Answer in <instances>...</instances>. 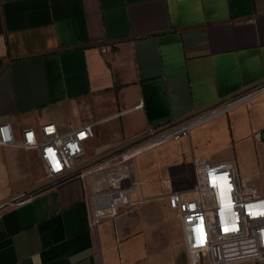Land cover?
Masks as SVG:
<instances>
[{
	"label": "crops",
	"instance_id": "1",
	"mask_svg": "<svg viewBox=\"0 0 264 264\" xmlns=\"http://www.w3.org/2000/svg\"><path fill=\"white\" fill-rule=\"evenodd\" d=\"M263 79L264 0H0V123L17 135L94 122L90 156ZM263 131L264 92L193 127L185 152L163 160L234 159L241 180L259 181ZM164 144L134 159L146 201L95 227L81 178L53 185L36 148L0 144V204L27 192L0 209V264H156V235L161 264H188L156 164ZM177 159L169 181L188 183Z\"/></svg>",
	"mask_w": 264,
	"mask_h": 264
},
{
	"label": "built area",
	"instance_id": "2",
	"mask_svg": "<svg viewBox=\"0 0 264 264\" xmlns=\"http://www.w3.org/2000/svg\"><path fill=\"white\" fill-rule=\"evenodd\" d=\"M111 46L103 44L100 50L105 52ZM263 92L264 79L182 118L148 127L90 156L86 155L84 143L94 136V122L66 131L48 122L38 129L26 127L19 135L9 122H3L0 144L36 148L53 185L81 178L87 192L88 225L95 227L103 219L114 218L121 208L146 201L137 197V155L167 140L188 136L193 127ZM256 136H264V131ZM189 168L191 179L186 188H175L169 178L164 179L167 205L183 229L188 264H264V212L255 217L250 214L261 200L257 196L264 195V191L256 189L254 181L240 179L234 159L210 161L193 157ZM220 190L221 194L222 190L230 194L225 201ZM244 236L249 237L247 242H242ZM232 242L236 244L226 245Z\"/></svg>",
	"mask_w": 264,
	"mask_h": 264
},
{
	"label": "rangeland",
	"instance_id": "3",
	"mask_svg": "<svg viewBox=\"0 0 264 264\" xmlns=\"http://www.w3.org/2000/svg\"><path fill=\"white\" fill-rule=\"evenodd\" d=\"M188 143L189 142H188V139L186 137H181L180 139H177V140H174V139L167 140L165 142V144L162 145L163 147H157L156 148V164H157V167L160 169L161 165H164V163H165L166 169H167V171L165 172L166 174L162 178H160V180H161L160 182H162L166 191H167V186L164 183V179L169 178V173H170L169 172V162L171 160L178 158L176 160V163L174 164V166H177V168L183 167L186 169L185 181H189V179H190V168H189V160L187 162V159L185 157L184 158L183 157H175V158H170L169 160L168 159L163 160L165 155H162V152H166L167 155H169V153L172 150H175V151L178 150L181 153L185 152L186 147L188 146ZM163 149H165V150H163ZM218 153H219V151L213 152L212 149H207V152L206 151L201 152L200 156L204 157V158H212V157L216 156ZM220 154H222V152H220ZM161 162L163 164H161ZM237 162H238V170L240 172V175L243 176L244 170L242 169V160H241L239 154H237ZM187 163H188V166H187ZM188 186H189V182L188 183L184 182L181 185H174L175 188H177V187L186 188ZM253 186L258 190L264 191V179H261L259 181H254ZM174 215L176 216L175 212H174ZM176 218H177V216H176ZM161 238L164 239L162 236H161ZM183 240H184V245H185V251L187 254V247H186V242H185L184 237H183ZM162 249H163L162 240L159 238V236L156 235V264H161L162 258H161L160 251H162Z\"/></svg>",
	"mask_w": 264,
	"mask_h": 264
},
{
	"label": "bare ground",
	"instance_id": "4",
	"mask_svg": "<svg viewBox=\"0 0 264 264\" xmlns=\"http://www.w3.org/2000/svg\"><path fill=\"white\" fill-rule=\"evenodd\" d=\"M190 179H191V174H190ZM220 195H221V197H223V201H225L226 198L228 199V197H229L228 195H230V194L229 193L225 194V192H223V190H222V194H221V190H220ZM257 199H261V200L257 202L259 205L253 207L254 210L250 212V214L253 215V217L264 212V195L257 196ZM228 203H230V202H228ZM227 209L228 210L231 209L229 205H228ZM260 236H261V234H260ZM263 236H264V231H263ZM247 238H249V237L248 236L242 237L241 238L243 240L242 242H247V240H246ZM231 241H234V240H231ZM235 244H236V242H232V243H227L226 245H235Z\"/></svg>",
	"mask_w": 264,
	"mask_h": 264
},
{
	"label": "water",
	"instance_id": "5",
	"mask_svg": "<svg viewBox=\"0 0 264 264\" xmlns=\"http://www.w3.org/2000/svg\"><path fill=\"white\" fill-rule=\"evenodd\" d=\"M26 194L27 192H24L22 194L12 197L9 201L3 202L2 204H0V209L8 205L10 202L18 201L20 198L24 197Z\"/></svg>",
	"mask_w": 264,
	"mask_h": 264
}]
</instances>
